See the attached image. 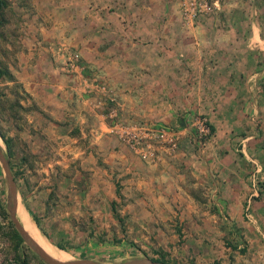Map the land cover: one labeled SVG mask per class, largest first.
I'll list each match as a JSON object with an SVG mask.
<instances>
[{"label": "crops", "instance_id": "1", "mask_svg": "<svg viewBox=\"0 0 264 264\" xmlns=\"http://www.w3.org/2000/svg\"><path fill=\"white\" fill-rule=\"evenodd\" d=\"M7 2L3 26L12 34L3 44L15 52L6 64L26 93L23 104L35 107L28 120L39 133L49 138L50 128L60 153L62 133L70 139L65 153L83 147L82 161L101 165L90 175L120 185L114 200L124 212L176 210L167 217L185 225L184 241L169 249L170 264H264V191L252 196L242 164L264 159V0H222L193 25L182 21L176 0ZM71 51L80 56L74 71L66 64ZM111 99L116 119L130 125L180 130L204 115L208 151L191 167L183 163L191 141L182 132L187 155H137L111 133ZM200 186L212 200L194 199ZM201 209V217L187 213Z\"/></svg>", "mask_w": 264, "mask_h": 264}, {"label": "rangeland", "instance_id": "2", "mask_svg": "<svg viewBox=\"0 0 264 264\" xmlns=\"http://www.w3.org/2000/svg\"><path fill=\"white\" fill-rule=\"evenodd\" d=\"M7 9L4 11V16H7ZM7 29L6 26H0V61L3 63L11 61L15 52L3 44L6 35L12 34L11 31L10 33L6 31ZM25 99L26 93L15 76L13 81L0 79V129L12 140V156L9 157L1 136L0 152L7 157L17 191L16 217L23 230L28 231L33 237L31 239L47 256L59 262H67L68 256H72V260L87 259L103 264L143 258L159 259L164 254L165 259H168L169 249L181 245L184 241L182 229L185 225L182 226L179 223L172 225L169 222L174 224L175 221H170L167 217L175 216L177 211L168 212L154 208L153 210L139 209L129 214L121 210L114 200L118 195L116 193L120 186L118 182L112 178L104 180L98 177V174L90 175L101 165L99 162L82 161L85 158L83 157L85 154L81 153L83 147L79 146L77 156L72 154L70 148L66 150L69 152L65 153L64 147L70 146L67 145L70 139L63 133L60 138L63 150H60V153L56 142L50 139L52 134L50 128L46 130L50 134L48 138L47 133L40 134L33 122L28 120L32 117L30 112L34 111L35 107L32 104L25 106L23 104ZM104 102L105 100H99L97 104L105 107ZM114 105L108 101V107H115ZM195 116H190L188 119ZM35 133L38 135L36 136ZM111 133L118 139L113 131ZM184 135L190 137L188 134ZM187 145L185 150L191 153V157L188 158L189 162L185 160L182 162L189 163L191 167L190 161L200 160L208 151V147L206 143L202 149H199L192 141L187 142ZM234 148H236V156L240 158L241 145L236 142ZM179 149H181L180 146L178 150L161 147L159 151H167L168 155H175ZM159 151L156 152L155 158L159 159ZM180 151L186 152L183 149ZM183 157L186 159V156L183 155ZM242 164L249 173L248 184L251 183L252 175H255V184L262 193L264 191V159L254 158ZM257 168H259L258 171ZM97 187L102 188V191H92ZM83 188L86 189V194L82 192ZM192 196L200 202L213 199V196L206 193L202 187L192 188ZM0 199L8 215L7 218H3L0 214V264H20L18 255L21 258H27L29 264H48L23 238L19 249L17 251L14 249L15 243L9 224L10 221L12 224L13 222L7 211L8 183L1 161ZM204 211L203 209L201 211L187 210V213L199 212L198 215L201 217ZM28 217L36 224L35 228ZM13 226L15 227L14 224ZM169 234L178 236L172 238V241L165 240L164 238ZM59 244L63 248L58 247ZM189 253L192 254L191 248ZM172 259L175 261L179 258L173 255Z\"/></svg>", "mask_w": 264, "mask_h": 264}, {"label": "built area", "instance_id": "3", "mask_svg": "<svg viewBox=\"0 0 264 264\" xmlns=\"http://www.w3.org/2000/svg\"><path fill=\"white\" fill-rule=\"evenodd\" d=\"M177 12L182 21L188 25L194 24L200 16L215 14L220 9V0H176ZM80 56L78 52H70L67 59V68L74 71L78 66ZM103 88V85L101 86ZM114 99L110 103L114 104ZM110 118L113 120L111 131L118 139L127 145L134 153L143 158H155L156 152L161 147H168L170 150H178L182 132L190 136L191 141L202 149L211 137L212 130L207 118L204 115H196L189 119L182 129H173L165 124L152 126H139L123 123L116 119L115 107H109ZM259 168H257V171ZM256 176L252 175L251 188L252 196H259V187L255 184ZM248 217L249 214H248Z\"/></svg>", "mask_w": 264, "mask_h": 264}, {"label": "water", "instance_id": "4", "mask_svg": "<svg viewBox=\"0 0 264 264\" xmlns=\"http://www.w3.org/2000/svg\"><path fill=\"white\" fill-rule=\"evenodd\" d=\"M0 161L2 163V167L4 169V172L6 174L7 183H8V201H7V211L9 213V216L15 225V228L21 235V237L26 241L31 248L48 264H103L92 260H71L67 262H59L57 260L52 259L51 257L47 256L45 252L41 250V248L26 234V232L23 230L20 222L18 221L16 217V211H17V191L15 187V183L13 180V177L10 173L9 165L7 157L0 152ZM112 264H158L157 262L149 259V258H143V259H135L132 261L127 262H120V263H112Z\"/></svg>", "mask_w": 264, "mask_h": 264}, {"label": "trees", "instance_id": "5", "mask_svg": "<svg viewBox=\"0 0 264 264\" xmlns=\"http://www.w3.org/2000/svg\"><path fill=\"white\" fill-rule=\"evenodd\" d=\"M8 2L7 0H0V26H2L5 22V16H4V11L8 8ZM0 79H8L10 81L14 80V75L12 74V72L10 71V69L8 68V65L6 63H3L0 61ZM211 128V126H210ZM212 130V128H211ZM0 136L2 137L4 143L6 144L7 150H8V155L9 157L12 156V140L11 138L5 136V134L1 131L0 129ZM119 186V185H118ZM116 193L119 195V189L116 190ZM0 214L2 215L3 218H7V212L5 209V206L3 205L1 199H0ZM34 221H36V219L34 218ZM37 223V221H36ZM10 227H11V231H12V238L14 240V249L15 251H17L23 241L21 235L18 233V231L15 229V227L13 226V224L11 223V221L9 222ZM38 225V224H37ZM58 247L63 248L62 245H58ZM18 258V263L20 264H29V261L27 258H21L19 255L17 256ZM153 261L155 262H159L160 264H170L168 259H165V254L162 255V257H160L159 259H154L151 258ZM171 264H181V263H171Z\"/></svg>", "mask_w": 264, "mask_h": 264}]
</instances>
